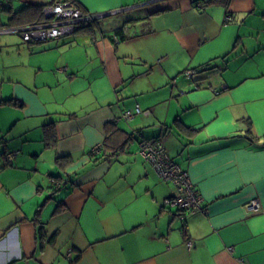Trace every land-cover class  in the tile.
I'll return each instance as SVG.
<instances>
[{"label": "crops", "instance_id": "0c3cea01", "mask_svg": "<svg viewBox=\"0 0 264 264\" xmlns=\"http://www.w3.org/2000/svg\"><path fill=\"white\" fill-rule=\"evenodd\" d=\"M6 1L0 149L18 153L0 169V264H264V0H71L115 12L19 43L3 30L32 20L13 14L57 0ZM144 137L203 209L165 204L176 186Z\"/></svg>", "mask_w": 264, "mask_h": 264}, {"label": "built area", "instance_id": "2783aa9c", "mask_svg": "<svg viewBox=\"0 0 264 264\" xmlns=\"http://www.w3.org/2000/svg\"><path fill=\"white\" fill-rule=\"evenodd\" d=\"M6 3V0H0V10ZM203 4L202 1L198 3L199 6ZM104 13L85 11L71 0H57L44 6L42 19L8 26L3 31L17 32L26 42L45 41L73 33L79 26L87 25L104 17ZM229 18L230 15H227V19ZM194 72L193 69H190L186 71V74L191 76ZM141 112L142 108L137 104L134 108L125 110L124 116L132 118ZM101 147L100 143L94 150L99 151ZM140 152L154 166L162 179L171 181L176 186L174 195L165 200L166 205L175 206L183 220L187 214L203 209L204 197L194 185L188 172L170 156L162 139L144 137L140 142ZM17 153L18 151H9L7 158L11 161ZM55 183L61 184L60 181ZM249 207L257 209L259 207L258 199H253L249 203ZM188 244L191 245L190 240Z\"/></svg>", "mask_w": 264, "mask_h": 264}, {"label": "trees", "instance_id": "16d2710c", "mask_svg": "<svg viewBox=\"0 0 264 264\" xmlns=\"http://www.w3.org/2000/svg\"><path fill=\"white\" fill-rule=\"evenodd\" d=\"M216 1V0H215ZM226 2H227V0H226ZM43 7L44 6H41V5H35V6H32V5H30V4H26V5H24V6H22L19 10H17L16 12H15V14H13V18H15L17 15H19V18L20 19H22V18H29L30 19V21L32 20H39V19H42L43 18ZM10 10L11 9V7L9 6V2H7L5 5H4V7H3V9L2 10ZM230 14V12H228L227 13V15H229ZM90 25H92V22L91 23H89ZM89 24H87V25H89ZM47 125H49L48 123H47ZM49 126H51V125H49ZM123 131L125 132V130H123L122 129V133H120L121 134V136L123 137L122 139H121V148H123V146L129 141V139H130V137H131V134H130V136H128V134L125 132V134L123 133ZM115 132H113V134H114ZM111 137H112V135H109V136H107L106 138H105V140H104V144L106 145V146H108V144H109V140L111 139ZM112 141V140H111ZM10 150H8V151H2L1 150V153L3 152L4 153V157H5V162H3V164L2 165H0V169L2 168V167H4V166H7V165H9V164H11V162L12 161H10L8 158H7V153L9 152ZM55 182L57 181V180H54ZM53 181V183H54V186L56 187H58V186H60V185H57L55 182ZM61 183V182H60Z\"/></svg>", "mask_w": 264, "mask_h": 264}, {"label": "rangeland", "instance_id": "374dc122", "mask_svg": "<svg viewBox=\"0 0 264 264\" xmlns=\"http://www.w3.org/2000/svg\"><path fill=\"white\" fill-rule=\"evenodd\" d=\"M111 15H109V17H110ZM7 35H9V36H11V37H13L14 39H15V42H22L21 41V36L19 35V34H16V33H10V34H7ZM2 149H0V151H1Z\"/></svg>", "mask_w": 264, "mask_h": 264}, {"label": "water", "instance_id": "95a60500", "mask_svg": "<svg viewBox=\"0 0 264 264\" xmlns=\"http://www.w3.org/2000/svg\"><path fill=\"white\" fill-rule=\"evenodd\" d=\"M113 12H115V11H107L104 13V16L111 15Z\"/></svg>", "mask_w": 264, "mask_h": 264}, {"label": "bare ground", "instance_id": "6f19581e", "mask_svg": "<svg viewBox=\"0 0 264 264\" xmlns=\"http://www.w3.org/2000/svg\"><path fill=\"white\" fill-rule=\"evenodd\" d=\"M52 3H54V2H52ZM50 4H51V3H50ZM43 8H44V7H43ZM13 159H14V158H13ZM13 159H12V160H13ZM12 160H11V161H12ZM57 181H59V180H57ZM170 197H171V196H170Z\"/></svg>", "mask_w": 264, "mask_h": 264}]
</instances>
